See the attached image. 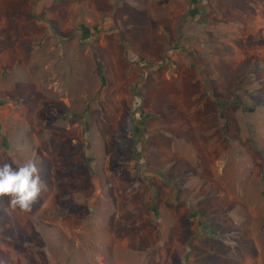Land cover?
Wrapping results in <instances>:
<instances>
[{
  "label": "rangeland",
  "instance_id": "obj_1",
  "mask_svg": "<svg viewBox=\"0 0 264 264\" xmlns=\"http://www.w3.org/2000/svg\"><path fill=\"white\" fill-rule=\"evenodd\" d=\"M28 160L0 264H264V0H0V164Z\"/></svg>",
  "mask_w": 264,
  "mask_h": 264
},
{
  "label": "clouds",
  "instance_id": "obj_2",
  "mask_svg": "<svg viewBox=\"0 0 264 264\" xmlns=\"http://www.w3.org/2000/svg\"><path fill=\"white\" fill-rule=\"evenodd\" d=\"M41 190L40 169L34 161L28 160L18 167L8 162L0 164V198L7 197L11 208L29 209Z\"/></svg>",
  "mask_w": 264,
  "mask_h": 264
},
{
  "label": "trees",
  "instance_id": "obj_3",
  "mask_svg": "<svg viewBox=\"0 0 264 264\" xmlns=\"http://www.w3.org/2000/svg\"><path fill=\"white\" fill-rule=\"evenodd\" d=\"M100 74V73H99ZM101 84H102V86H103V84H104V78L101 76Z\"/></svg>",
  "mask_w": 264,
  "mask_h": 264
}]
</instances>
